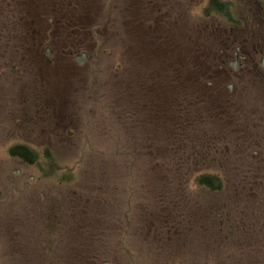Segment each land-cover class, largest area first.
I'll return each mask as SVG.
<instances>
[{
    "label": "rangeland",
    "instance_id": "obj_1",
    "mask_svg": "<svg viewBox=\"0 0 264 264\" xmlns=\"http://www.w3.org/2000/svg\"><path fill=\"white\" fill-rule=\"evenodd\" d=\"M14 1L0 0V264H264V90L229 92L210 70L264 39L257 1L215 0L227 15ZM21 145L33 164L10 155Z\"/></svg>",
    "mask_w": 264,
    "mask_h": 264
},
{
    "label": "flooded vegetation",
    "instance_id": "obj_2",
    "mask_svg": "<svg viewBox=\"0 0 264 264\" xmlns=\"http://www.w3.org/2000/svg\"><path fill=\"white\" fill-rule=\"evenodd\" d=\"M8 4H4L5 6H9V4L13 3L14 0H6ZM258 5L257 8L255 7L256 10V14L258 13V10L263 12L264 15V0H256ZM15 2V1H14ZM37 2V1H36ZM36 2H31L33 4H31L32 6H34L35 8L37 6H39V4H35ZM8 13H10V10H7ZM249 46H245V47H249L248 49H252V50H248L245 49L244 46H237L235 48V51L233 52V56L232 59H227L228 56H222L219 59H217V57L214 59L213 63L217 64V69L216 70H212L210 69L213 73L218 74L220 72L225 73V76H228V78L231 79L228 80L229 82L226 84L228 91L231 92L233 90V88H237V87H243V84L245 83V87H246V83L248 81L249 77V83L251 85H256L259 86L261 89L264 90V66H263V61H264V39H261L259 36V39H256L254 42H248ZM251 43L252 46H251ZM247 44V43H246ZM46 57L49 59V57H51V52H49V49L46 48L45 51ZM79 57L76 56L75 57V61L77 62V59ZM209 58V57H207ZM221 59V60H220ZM207 64H209V60L206 62ZM203 65V64H202ZM208 71L209 68H205L203 67L202 69V74L205 71ZM204 75V74H203ZM232 79H235V82L231 81ZM245 81V82H244ZM213 81H210L209 86H214L212 85ZM215 87L214 88H209L207 86V90H209V95H212L213 93L211 91L214 92L215 88L217 89L218 92V82H215ZM244 88V87H243ZM203 96H206V93H202ZM226 96H223V98ZM206 101V98H205ZM219 140L213 139V141H209V137L207 136V142H203L201 144V147H204L205 145H207V147L209 148L211 145V143H215L214 144V148L216 149V143ZM252 155L254 157L258 156L257 152H253ZM251 156V157H253ZM210 163V162H207ZM211 164V163H210ZM209 172V171H208ZM197 175H204V176H214L216 177L219 182H220V188L217 191H210L208 189H206L209 193L212 194H218L220 192H222V190L224 189V183H223V179L221 178V176L218 173H199ZM202 188V187H201ZM199 227V225H197V228ZM212 228V227H211ZM206 230V228H205ZM209 230V228L207 229ZM222 232V231H221ZM220 232V233H221ZM225 235H230V237H232V234H226ZM206 238V237H205ZM225 238H228L227 236ZM227 240V239H226Z\"/></svg>",
    "mask_w": 264,
    "mask_h": 264
},
{
    "label": "trees",
    "instance_id": "obj_3",
    "mask_svg": "<svg viewBox=\"0 0 264 264\" xmlns=\"http://www.w3.org/2000/svg\"><path fill=\"white\" fill-rule=\"evenodd\" d=\"M206 8V14H209L208 12L211 10L218 13H224L225 15L228 14V8H226V5L223 3L216 2L215 0H210L208 3V7ZM10 155L13 157H18L22 161L29 164H33L36 160L35 153L32 152L28 147L23 145L12 147V149H10ZM194 183L197 186L208 189L210 191H217L220 188V182L214 176L198 175L195 177Z\"/></svg>",
    "mask_w": 264,
    "mask_h": 264
},
{
    "label": "water",
    "instance_id": "obj_4",
    "mask_svg": "<svg viewBox=\"0 0 264 264\" xmlns=\"http://www.w3.org/2000/svg\"><path fill=\"white\" fill-rule=\"evenodd\" d=\"M77 62L82 64L84 62V55L80 56L78 59H77ZM263 66H264V61H263Z\"/></svg>",
    "mask_w": 264,
    "mask_h": 264
}]
</instances>
